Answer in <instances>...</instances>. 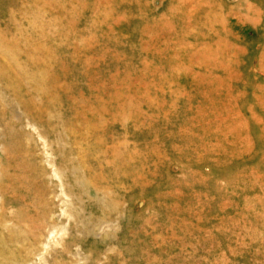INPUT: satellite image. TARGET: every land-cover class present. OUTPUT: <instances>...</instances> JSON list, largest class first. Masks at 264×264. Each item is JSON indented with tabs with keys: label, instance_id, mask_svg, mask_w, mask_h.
I'll use <instances>...</instances> for the list:
<instances>
[{
	"label": "rangeland",
	"instance_id": "374dc122",
	"mask_svg": "<svg viewBox=\"0 0 264 264\" xmlns=\"http://www.w3.org/2000/svg\"><path fill=\"white\" fill-rule=\"evenodd\" d=\"M0 264H264V0H0Z\"/></svg>",
	"mask_w": 264,
	"mask_h": 264
}]
</instances>
